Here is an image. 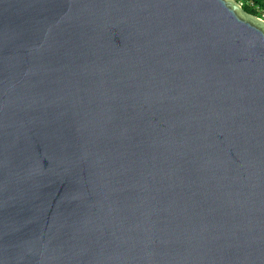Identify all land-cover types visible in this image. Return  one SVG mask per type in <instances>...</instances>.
Listing matches in <instances>:
<instances>
[{
    "label": "water",
    "instance_id": "95a60500",
    "mask_svg": "<svg viewBox=\"0 0 264 264\" xmlns=\"http://www.w3.org/2000/svg\"><path fill=\"white\" fill-rule=\"evenodd\" d=\"M0 264H264V19L0 0Z\"/></svg>",
    "mask_w": 264,
    "mask_h": 264
},
{
    "label": "trees",
    "instance_id": "16d2710c",
    "mask_svg": "<svg viewBox=\"0 0 264 264\" xmlns=\"http://www.w3.org/2000/svg\"><path fill=\"white\" fill-rule=\"evenodd\" d=\"M243 9L256 17L264 19V0H237Z\"/></svg>",
    "mask_w": 264,
    "mask_h": 264
}]
</instances>
